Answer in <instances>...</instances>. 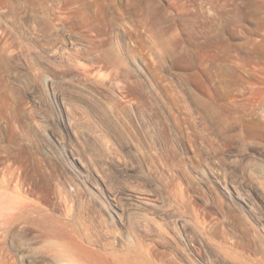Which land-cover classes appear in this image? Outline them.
Masks as SVG:
<instances>
[{
    "label": "rangeland",
    "instance_id": "rangeland-1",
    "mask_svg": "<svg viewBox=\"0 0 264 264\" xmlns=\"http://www.w3.org/2000/svg\"><path fill=\"white\" fill-rule=\"evenodd\" d=\"M72 258L264 264V0H0V264Z\"/></svg>",
    "mask_w": 264,
    "mask_h": 264
},
{
    "label": "bare ground",
    "instance_id": "bare-ground-1",
    "mask_svg": "<svg viewBox=\"0 0 264 264\" xmlns=\"http://www.w3.org/2000/svg\"><path fill=\"white\" fill-rule=\"evenodd\" d=\"M217 176V175H216ZM225 178V177H224ZM225 180V179H224ZM234 190H235V188H234ZM232 193V192H231ZM233 193H234V191H233ZM117 198V197H116ZM144 200V199H143ZM247 205H248V203H247V201L245 202ZM254 207V206H253ZM206 210H208V209H206ZM17 211V210H16ZM14 213H15V211H14ZM198 215V214H197ZM15 217V216H14ZM197 217V216H196ZM201 219L202 220H199V224H202V227H203V230H205V234H213V232L215 233V231H217L216 229L217 228H221L222 229V233H224V234H222V237H223V239L225 238V235H228L227 234V232L228 231H226L224 228H226V226L225 227H223L224 226V224H222V222H221V220H219L215 215L214 216H212V214L211 213H208L207 211H205L204 213H203V216H201ZM196 220V219H195ZM198 220V219H197ZM200 221H201V223H200ZM223 221V220H222ZM155 222V221H154ZM172 222V221H171ZM160 223V222H159ZM176 223V222H175ZM148 224H149V222H148ZM155 224V223H154ZM178 224V223H177ZM158 225V224H157ZM160 225V224H159ZM149 226V225H148ZM170 226V225H169ZM158 227H160V226H158ZM174 228H175V226H173ZM178 227V226H177ZM151 228V227H150ZM152 229V228H151ZM167 230V229H166ZM175 230V229H174ZM148 231V230H147ZM151 231V230H150ZM149 231V232H150ZM163 231V230H162ZM161 232V231H160ZM219 232H220V230H219ZM184 233H185V231H184ZM217 233V232H216ZM229 233V232H228ZM160 233H158V235H159ZM162 234V233H161ZM160 234V236L159 237H163V235H161ZM169 234V233H168ZM171 234V233H170ZM173 234V233H172ZM204 234V235H205ZM207 234V235H208ZM166 236V235H165ZM169 236V235H168ZM167 236V237H168ZM194 236V235H193ZM200 236V235H199ZM209 236V235H208ZM262 236V235H261ZM162 237L160 238V239H162ZM172 237H174V235L172 236ZM211 236H209V238H210ZM221 237V238H222ZM228 237V236H227ZM207 238V237H206ZM157 239H159V238H157ZM159 239V241H161ZM168 239V238H167ZM173 239V238H172ZM204 239V238H203ZM202 239V240H203ZM227 239V241H228V238H226ZM235 239V238H234ZM162 240H165L166 241V238L164 237ZM169 240H170V238H169ZM199 240H201V239H199ZM198 240V241H199ZM172 241H174V240H172ZM207 241V240H206ZM232 241H234V240H232ZM163 242V241H162ZM177 242V241H176ZM238 242V241H237ZM204 243V242H203ZM223 243V242H222ZM231 243V242H230ZM146 244V243H145ZM144 244V245H145ZM148 244V243H147ZM147 244H146V246H147ZM170 244V243H169ZM176 244V243H175ZM227 244V243H226ZM233 245H235V241L232 243ZM231 244V245H232ZM150 245V244H149ZM147 246V248H146V251H147V253H150V251H151V246ZM229 245V244H228ZM236 245L238 246V243H236ZM228 247H230V246H228ZM233 247V246H232ZM231 247V248H232ZM237 248H239V247H237ZM197 250V249H196ZM233 250V249H232ZM239 251H240V249H239ZM183 252V251H182ZM235 252V251H234ZM187 253V252H186ZM194 253V252H193ZM82 256H85V255H82ZM86 257V256H85ZM190 258V257H189ZM84 259H86V258H84ZM85 261V260H84ZM87 262V261H86ZM85 263V262H84ZM64 264H83V262H77V260L75 259V258H72L71 260H68V261H66V262H64ZM91 264V263H90ZM211 264V263H210Z\"/></svg>",
    "mask_w": 264,
    "mask_h": 264
}]
</instances>
